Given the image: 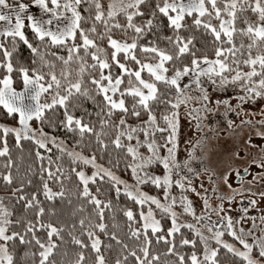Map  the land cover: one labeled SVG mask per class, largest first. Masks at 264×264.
<instances>
[{"label":"snow or ice","instance_id":"snow-or-ice-1","mask_svg":"<svg viewBox=\"0 0 264 264\" xmlns=\"http://www.w3.org/2000/svg\"><path fill=\"white\" fill-rule=\"evenodd\" d=\"M182 114L208 133L185 159ZM257 179L264 0H0V264H264Z\"/></svg>","mask_w":264,"mask_h":264},{"label":"rangeland","instance_id":"rangeland-1","mask_svg":"<svg viewBox=\"0 0 264 264\" xmlns=\"http://www.w3.org/2000/svg\"><path fill=\"white\" fill-rule=\"evenodd\" d=\"M231 95H235V93H230ZM233 103H235V101H233ZM249 108L250 111H258L259 110V104L257 105H248L247 106ZM222 111V110H221ZM231 118L236 119L237 123H239V119L231 116ZM260 117L257 115L256 117H254V119H259ZM219 119V117H218ZM208 134L207 131L205 130V132H199L196 130L195 128V122L192 121L190 118L183 116L181 117V138H180V146H179V153H180V158L181 159H185L187 158L188 155V149H190L191 144H194L196 139H199L201 136ZM190 141V143H189ZM220 141L221 142H215V140H213L212 143H210L206 149V155H205V159L203 161L204 164H209L211 163L212 166L217 167L218 166V170L219 167H222V165H219V160L222 157H226L227 155V150H231L232 148V141L228 139L227 136H225L223 133H221L220 136ZM71 146V144H69ZM196 156H201L204 155L200 148L198 147L195 153ZM244 152H241V156H244ZM232 166L235 167H240L241 168V173L244 176V181L245 184L247 186V181L252 180V177L260 171V169L256 166V165H251V167L249 168V173L248 174H244L243 173V167L247 166L243 161H235ZM192 167L196 168L198 171L202 172V164L200 160H194L192 162ZM118 175H120L122 178H128V176L126 175H122L119 172H117ZM201 180H203V183L205 185V187H209V181L207 180V174H202L201 177H197L194 178V183L196 184V186L198 187L199 184L201 183ZM229 182L232 184V186L235 187H239L240 186V181L233 175L229 177ZM252 191L251 192H244L243 196L245 198H247L248 196H251L253 193H257L259 191H264V184H261V182L259 181V179L255 180L252 184ZM145 190H149V189H145ZM226 190V189H225ZM152 194H155V190H151ZM191 198L197 202V204H199V197H196L195 194L191 195ZM254 198L260 200V197L257 195ZM213 203H215V197H213ZM247 203V199L244 200V204ZM225 206L228 207V202H225ZM261 206H264V201H261ZM242 207L241 205V197L240 195L236 196V200L234 202L231 203V212L232 214L235 216L239 213L240 208ZM254 211V210H253ZM216 217L213 216V219H215Z\"/></svg>","mask_w":264,"mask_h":264},{"label":"trees","instance_id":"trees-1","mask_svg":"<svg viewBox=\"0 0 264 264\" xmlns=\"http://www.w3.org/2000/svg\"><path fill=\"white\" fill-rule=\"evenodd\" d=\"M198 46H199V45H198ZM20 55H21V58L24 59V58H27V57L29 56V53H28V51L26 50V48L22 47L21 50H20ZM86 106H87L89 109H92V108H93L91 102H88V104H87ZM93 119H95V117H93ZM46 130L53 131V134H58V135H61V134H62V133L55 132L54 130H51V129H46ZM69 144H71V140H69ZM107 159H108V157L105 156L104 159L101 160L100 162L105 163ZM65 160L67 161V158H65ZM106 166H107V165H106ZM121 167H122V166H121ZM117 172H119V173L122 174V175H126V176H128V173H126V172H124V171L117 170ZM35 185H38V177L34 178V186H35ZM26 190H27V191H31V190H33V189H32V188H28V189H26ZM4 194H5V192H4L3 188H2V186H0V195H4ZM114 203H116V202L114 201ZM126 203H128L129 206H132V205H131V202H127V201L125 200V198L123 197V195H122L121 198H120V200H119V206H120V207H123ZM17 210L19 211V206H17ZM117 220H118V222H122V221H123V217H122V215H118ZM161 250H163V249H161ZM20 251L22 252L23 249L21 248ZM185 251H187V249H185Z\"/></svg>","mask_w":264,"mask_h":264}]
</instances>
